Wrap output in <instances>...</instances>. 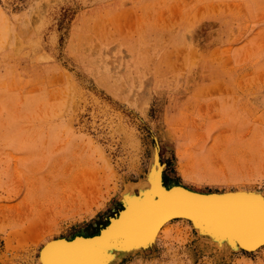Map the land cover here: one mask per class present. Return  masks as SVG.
<instances>
[{
	"label": "rangeland",
	"instance_id": "rangeland-1",
	"mask_svg": "<svg viewBox=\"0 0 264 264\" xmlns=\"http://www.w3.org/2000/svg\"><path fill=\"white\" fill-rule=\"evenodd\" d=\"M159 177L264 197V0H0V264ZM190 223L101 264H264Z\"/></svg>",
	"mask_w": 264,
	"mask_h": 264
},
{
	"label": "bare ground",
	"instance_id": "bare-ground-1",
	"mask_svg": "<svg viewBox=\"0 0 264 264\" xmlns=\"http://www.w3.org/2000/svg\"><path fill=\"white\" fill-rule=\"evenodd\" d=\"M149 175L151 179V173ZM190 191L208 193L182 185H175L170 191H166L160 177L158 180L152 179L150 184L148 180L146 189H140L134 196L125 192L124 205L122 204L119 209L122 212L121 216H118L119 211L108 215L106 224L99 226L92 234H75L70 238L58 237L45 241L38 250V262L39 264H101L106 250H109L108 253L113 249L125 252L149 251L153 249L158 238L166 235L172 221L177 219H185L191 222L194 228H199L200 232H203L202 235L212 236L211 241L216 247L222 248L221 250L255 252L264 247V216L257 225L252 221L251 215L241 211L250 203L264 206V197L259 193L239 189L213 192L214 195L195 198L189 193ZM125 206L126 209L123 211ZM110 217H113L112 222L104 227ZM100 228H102L101 233ZM74 236L77 237L72 243L65 242ZM79 243L84 248L83 255L64 253L62 250L71 249L67 247ZM111 256L110 253V258Z\"/></svg>",
	"mask_w": 264,
	"mask_h": 264
},
{
	"label": "water",
	"instance_id": "water-1",
	"mask_svg": "<svg viewBox=\"0 0 264 264\" xmlns=\"http://www.w3.org/2000/svg\"><path fill=\"white\" fill-rule=\"evenodd\" d=\"M173 185L169 187L168 190L166 191H170L172 189ZM189 193H192L195 198H200V197H208V196H211V195H214L213 192H208V193H196V192H189ZM217 195V194H216ZM126 209V206L124 207L123 211H125ZM242 213H246V215H251V219L254 223H256L258 225L257 222H260V220L262 219V217L264 216V206L262 204H260L259 206L255 205L254 203H250L249 205H245L244 208L241 210ZM121 210L118 212V216H121ZM116 215V214H115ZM113 217H110L109 221H108V224L104 227H107L110 225V223L112 222V219ZM99 232L101 233L102 232V228L99 229ZM77 236H74L72 239L70 240H66L65 242L66 243H72L75 238ZM56 241V239H55ZM45 246V245H44ZM66 247V246H65ZM63 247V248H65ZM67 248H71V249H62L64 253H68V252H72V253H78V255L81 253L83 255V251H84V248L83 246L79 243V244H76L75 246H72V247H67Z\"/></svg>",
	"mask_w": 264,
	"mask_h": 264
},
{
	"label": "trees",
	"instance_id": "trees-1",
	"mask_svg": "<svg viewBox=\"0 0 264 264\" xmlns=\"http://www.w3.org/2000/svg\"><path fill=\"white\" fill-rule=\"evenodd\" d=\"M93 232H90L89 234H92Z\"/></svg>",
	"mask_w": 264,
	"mask_h": 264
}]
</instances>
